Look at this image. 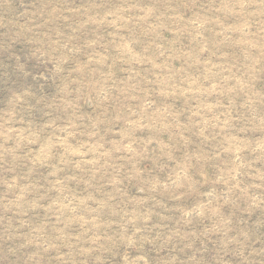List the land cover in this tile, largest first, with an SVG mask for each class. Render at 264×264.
Returning a JSON list of instances; mask_svg holds the SVG:
<instances>
[{
    "label": "rangeland",
    "instance_id": "1",
    "mask_svg": "<svg viewBox=\"0 0 264 264\" xmlns=\"http://www.w3.org/2000/svg\"><path fill=\"white\" fill-rule=\"evenodd\" d=\"M0 264H264V0H0Z\"/></svg>",
    "mask_w": 264,
    "mask_h": 264
}]
</instances>
